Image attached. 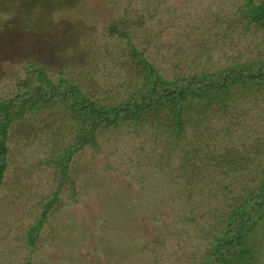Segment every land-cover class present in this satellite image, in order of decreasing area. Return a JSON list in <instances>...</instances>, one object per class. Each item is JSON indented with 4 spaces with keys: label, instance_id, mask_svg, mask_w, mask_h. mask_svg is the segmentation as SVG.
<instances>
[{
    "label": "rangeland",
    "instance_id": "374dc122",
    "mask_svg": "<svg viewBox=\"0 0 264 264\" xmlns=\"http://www.w3.org/2000/svg\"><path fill=\"white\" fill-rule=\"evenodd\" d=\"M259 3L264 10V0H0V106L27 88L24 79L39 84L43 69L51 85H75L96 109L115 107L145 83L132 46L169 79L181 73L198 79L207 70L263 60L264 24L256 14H242ZM259 86L252 87L255 94L234 87L220 112L189 96L180 112L182 137L170 126V105L98 126L77 149L82 118L76 109L59 103L10 123L0 264L214 259L212 246L233 209L264 182ZM189 142L199 159L183 168L180 146ZM160 148L166 150L158 161ZM220 155L232 164L217 163ZM39 223L31 242V227ZM245 249L249 255L229 264H264V216Z\"/></svg>",
    "mask_w": 264,
    "mask_h": 264
},
{
    "label": "trees",
    "instance_id": "16d2710c",
    "mask_svg": "<svg viewBox=\"0 0 264 264\" xmlns=\"http://www.w3.org/2000/svg\"><path fill=\"white\" fill-rule=\"evenodd\" d=\"M240 10L242 11V7ZM245 12L242 13L244 17H249L250 15L253 17L256 14V18L264 24V10L261 3L257 4L254 9L249 8ZM210 13L212 14L213 12L211 11ZM114 27L115 24L112 23L110 28ZM131 49L133 51L132 55L138 59L143 69L142 72H145V83L132 94L129 100L117 104L115 107H107L105 110L96 109L90 101L86 103V98L80 94L75 85H70L65 81H60L58 85H51L44 75L43 69L37 71V77L41 78L39 84L29 86V79H24L23 85L27 88L17 93L15 97H11L8 102H3V105L0 106V184L4 179L3 171L6 164V128L13 121L26 120L29 110H42L60 103L70 109L79 111L81 113L79 115L82 118V127L79 131V139L75 142V149H77L93 139L94 130L98 126L115 125L121 119H137L152 110L157 111V109H162L168 105L171 106L173 113L170 126L172 127L173 123L174 125L176 124L177 133L175 134L177 137H182L186 133L183 131L184 120L180 112L186 105L189 96L205 98L206 107L209 105L216 112H220L223 111V106L226 104L224 101L229 100L230 91L234 87H241L244 88L243 90L250 92L255 85L264 86V59L252 62H236L218 69L207 70L198 79L186 76L184 73L169 79L159 73L157 65H153L142 51L134 46ZM253 93L255 94V90L249 94ZM167 120L169 119L162 118L163 123L167 122ZM20 126H22L20 128L25 126L28 128L29 125L20 124ZM188 144L191 145L186 146V144H183V146H180V151L182 152L181 165H183V168H192L199 159L198 156L196 160L197 156L192 154V151L195 152V150L189 151V146L192 148L193 143L189 142ZM164 150L155 151L154 154L158 155L156 156L158 161L163 158ZM174 150L175 152L177 151V149L172 151L174 152ZM72 153L73 151L63 161L62 169H65V164ZM226 157L223 155L218 156L216 159L217 163L227 166L232 164V161L227 160ZM224 158L225 161H222ZM168 164L165 163V165ZM197 166H200V164H196ZM49 200L52 201L51 198L47 201ZM47 201L45 205L52 203H47ZM45 213L46 211H43L41 216L43 217ZM263 216L264 182H262V186L258 190L249 193V196L244 199L240 207L233 209L226 221L225 232L221 236L216 237L212 246V254H214L215 258L209 259L207 263L203 264H229L232 261L241 260L240 258L247 254L249 255L250 251L245 249L246 236L256 228ZM40 225L41 223L31 227V230L35 232L32 237L29 235L31 242L35 241Z\"/></svg>",
    "mask_w": 264,
    "mask_h": 264
}]
</instances>
